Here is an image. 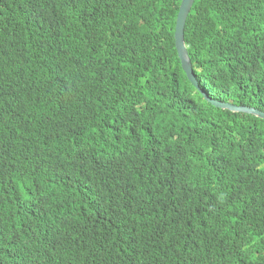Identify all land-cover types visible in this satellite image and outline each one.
Here are the masks:
<instances>
[{"label": "trees", "instance_id": "1", "mask_svg": "<svg viewBox=\"0 0 264 264\" xmlns=\"http://www.w3.org/2000/svg\"><path fill=\"white\" fill-rule=\"evenodd\" d=\"M181 3L0 0V264H264V120L189 81ZM185 38L264 112V0H196Z\"/></svg>", "mask_w": 264, "mask_h": 264}, {"label": "water", "instance_id": "2", "mask_svg": "<svg viewBox=\"0 0 264 264\" xmlns=\"http://www.w3.org/2000/svg\"><path fill=\"white\" fill-rule=\"evenodd\" d=\"M195 2L196 0H182L175 26V45L182 68L186 73L187 78L192 83V85L199 92H201L205 100L211 103L213 106L224 110H229L234 113H245V114L253 115L255 117L264 120V112L259 109L248 106H237L230 103H223L220 101L213 100L208 94H206L201 89L199 81L197 80L196 75L194 73L192 60L189 54L190 46L186 43V38H185V29H186L187 20L189 18V15L192 11Z\"/></svg>", "mask_w": 264, "mask_h": 264}, {"label": "clouds", "instance_id": "3", "mask_svg": "<svg viewBox=\"0 0 264 264\" xmlns=\"http://www.w3.org/2000/svg\"><path fill=\"white\" fill-rule=\"evenodd\" d=\"M99 164H100V160L97 161V162L93 165V167H98ZM95 169H97V168H95ZM66 173H70V172H66ZM31 224H32V225H35V226L41 225V229H42L43 226H44V222H34V221H32V220H31ZM52 246H55V244H47V245H45L44 247H42L41 250H42V251L45 250V252L49 253V252L51 251V249H52V248H51Z\"/></svg>", "mask_w": 264, "mask_h": 264}]
</instances>
